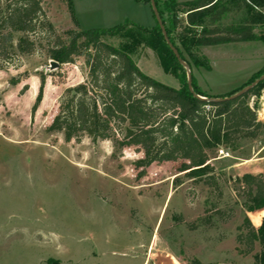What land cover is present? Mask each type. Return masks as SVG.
Instances as JSON below:
<instances>
[{"label": "rangeland", "instance_id": "rangeland-1", "mask_svg": "<svg viewBox=\"0 0 264 264\" xmlns=\"http://www.w3.org/2000/svg\"><path fill=\"white\" fill-rule=\"evenodd\" d=\"M228 1L230 12L216 23L221 28L238 27L249 15L246 0ZM74 2L81 31L110 28L126 19L145 28L155 26L150 5L140 1ZM41 8L56 34L75 29L65 0H41ZM256 10L264 14V7ZM184 16L177 15L181 25L172 32L179 47L182 36L190 38L201 29L186 27ZM163 18L168 26L167 15ZM253 32L261 36L264 26H255ZM21 35L12 33L10 61L0 60V264H253L258 248L240 254L243 248L236 237L245 218L257 226L264 210L247 212L235 180L244 174L264 175V131L254 141H242L235 151L209 153L218 189L185 178L177 171L179 162L152 164L138 179L133 162L142 154L133 149L112 156L110 141L93 143L83 137L66 143L60 133L45 131L63 91L85 83L87 69L80 56L73 65L48 71L43 42L36 43L32 55L16 52ZM120 40L105 41L115 45ZM186 46L198 57L184 71L209 95L231 93L264 71V45L258 40ZM131 57L143 74L179 87L147 46L136 45ZM39 74L45 76L43 96L31 114ZM255 102L264 124V90L257 101L249 100L250 106ZM175 178L179 181L173 183ZM203 218L211 224L203 225Z\"/></svg>", "mask_w": 264, "mask_h": 264}, {"label": "trees", "instance_id": "trees-1", "mask_svg": "<svg viewBox=\"0 0 264 264\" xmlns=\"http://www.w3.org/2000/svg\"><path fill=\"white\" fill-rule=\"evenodd\" d=\"M154 1L170 45L189 70L198 56L188 51L186 44L198 48L258 40L264 45V32L259 37L253 32L255 26H264V14L256 10L264 7V0L243 2L249 15L234 28L216 26L230 12L228 0ZM140 2L150 3L149 0ZM65 5L75 29L63 36L56 34L48 21L41 0H0L1 61L8 62L12 57V33L22 34L14 45L20 56L32 55L36 43L43 42L48 62H56L59 68L73 65L76 58L84 57L86 82L63 91L57 112L45 131L60 133L66 143H78L83 137L93 143L110 141L114 151L112 156L133 149L134 153L142 154L133 162L138 179L146 175L145 169L152 164L179 162L177 171L185 178L218 189L214 169L209 164V153L220 148L235 151L242 141H254L264 131V124L257 118V103L249 104L251 98L257 101L264 90V78L260 79L264 71L243 86L257 80L248 91L235 97L231 96L243 87L220 96L209 95L199 90L190 72V92L184 68L166 44L156 22L154 27L145 28L125 20L110 28L81 31L71 0H65ZM163 14L168 17V26ZM179 14L185 15L186 27L201 28L190 38L182 36L180 47L172 36L173 30L181 25L177 18ZM204 22L207 23L205 27ZM114 37L121 38L118 44L105 41ZM136 45L147 46L157 55L163 71L178 81L177 89L155 81L138 69L131 57ZM201 60L207 64L205 57ZM39 81L31 114L36 112L42 100L43 74H39ZM11 83L18 82L11 80ZM178 181L175 178L173 183ZM235 182L247 212L263 211L264 175L244 174ZM215 213L223 216L220 211ZM202 224L209 226L210 219L203 218ZM236 243L243 248L238 250L243 255L252 254L257 247L253 264H264V216L257 226L245 218L238 228Z\"/></svg>", "mask_w": 264, "mask_h": 264}, {"label": "water", "instance_id": "water-1", "mask_svg": "<svg viewBox=\"0 0 264 264\" xmlns=\"http://www.w3.org/2000/svg\"><path fill=\"white\" fill-rule=\"evenodd\" d=\"M149 5H150V8H151V12H152V15H153V18L156 22V24L158 25L159 27V30L166 42V44L168 45V47L170 48V50L172 51L173 55L175 56L177 62L183 67V68H186V64L180 59L179 57V54L178 52L170 45L168 39H167V36H166V31H165V28L163 26V23L159 17V14L157 12V8H156V4H155V1L154 0H149ZM59 68V65L54 62V61H49L48 62V67H47V70L48 71H54V70H57ZM186 78H187V86H188V89L190 92H192V89H191V84H190V81H191V75H190V71L187 70V75H186ZM264 78V75L261 77V79ZM256 83V82H255ZM254 83V84H255ZM254 84H251L249 86H246L245 88H243L242 90H240L239 92L235 93L234 95H232L231 97H235V96H238V95H241L243 93H245L246 91L249 90L250 87H252ZM195 98L199 99V100H205V98L203 97H200L198 95H194Z\"/></svg>", "mask_w": 264, "mask_h": 264}, {"label": "crops", "instance_id": "crops-1", "mask_svg": "<svg viewBox=\"0 0 264 264\" xmlns=\"http://www.w3.org/2000/svg\"><path fill=\"white\" fill-rule=\"evenodd\" d=\"M140 1H142V0H140ZM175 1L180 3V2L190 1V0H175ZM71 2H72V5H73V10H74V15H75V13H76L75 2H74V0H71Z\"/></svg>", "mask_w": 264, "mask_h": 264}]
</instances>
